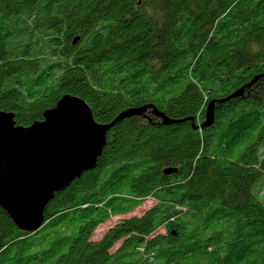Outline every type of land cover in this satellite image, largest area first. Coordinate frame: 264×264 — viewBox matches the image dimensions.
<instances>
[{"label":"trees","instance_id":"obj_1","mask_svg":"<svg viewBox=\"0 0 264 264\" xmlns=\"http://www.w3.org/2000/svg\"><path fill=\"white\" fill-rule=\"evenodd\" d=\"M64 94L99 123L147 109L36 231L0 207V264H264V0H0V111L28 126Z\"/></svg>","mask_w":264,"mask_h":264},{"label":"water","instance_id":"obj_2","mask_svg":"<svg viewBox=\"0 0 264 264\" xmlns=\"http://www.w3.org/2000/svg\"><path fill=\"white\" fill-rule=\"evenodd\" d=\"M241 94L243 88L227 98ZM217 101L222 100L209 101L205 120L199 126L193 124L194 128L212 123ZM146 109L127 108L110 123H99L86 101L64 94L43 112L41 120L28 126L16 125L12 112L0 111V207L20 230L36 231L45 221V207L55 194L96 167L110 127L123 118L143 115ZM151 112L163 124L175 122L154 107ZM176 171L173 166L163 169L165 175Z\"/></svg>","mask_w":264,"mask_h":264},{"label":"rangeland","instance_id":"obj_3","mask_svg":"<svg viewBox=\"0 0 264 264\" xmlns=\"http://www.w3.org/2000/svg\"><path fill=\"white\" fill-rule=\"evenodd\" d=\"M259 199L263 202L262 198L259 197ZM154 204L152 199H146L143 201V203L141 205H139L138 207H136L133 211H131L130 213H127L125 215H123V217H127V216H131V215H141L147 208H149L150 206H152ZM119 219L118 216H115L109 220H107L106 222L99 224L96 229L93 232V239H97L99 238V236L107 229V227L112 226L117 220ZM159 231L163 232V229H159ZM117 246V244L115 245V247Z\"/></svg>","mask_w":264,"mask_h":264},{"label":"flooded vegetation","instance_id":"obj_4","mask_svg":"<svg viewBox=\"0 0 264 264\" xmlns=\"http://www.w3.org/2000/svg\"><path fill=\"white\" fill-rule=\"evenodd\" d=\"M118 217H119V218H123V214H121V215H120V216H118ZM103 233H104V232H103ZM103 233H102V234H103Z\"/></svg>","mask_w":264,"mask_h":264}]
</instances>
